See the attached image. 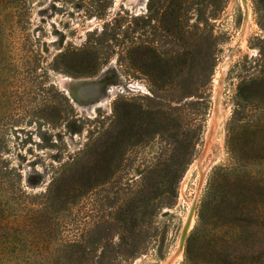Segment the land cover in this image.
Returning <instances> with one entry per match:
<instances>
[{
  "label": "rangeland",
  "instance_id": "374dc122",
  "mask_svg": "<svg viewBox=\"0 0 264 264\" xmlns=\"http://www.w3.org/2000/svg\"><path fill=\"white\" fill-rule=\"evenodd\" d=\"M125 3L0 0V264H264V0Z\"/></svg>",
  "mask_w": 264,
  "mask_h": 264
},
{
  "label": "bare ground",
  "instance_id": "6f19581e",
  "mask_svg": "<svg viewBox=\"0 0 264 264\" xmlns=\"http://www.w3.org/2000/svg\"><path fill=\"white\" fill-rule=\"evenodd\" d=\"M148 0H126V3H125V5H129V6H131V7H133V6H136V7H142V8H144V6H145V3L147 2ZM223 68H222V70L220 71V74L218 75V77L216 78L217 80V83H218V85L219 86H221L222 85V83H223V76H224V74H225V72H226V69H227V64L225 63L223 66H222ZM99 78H86V79H81V80H78L79 82H85V83H91V82H95V81H97ZM62 85V84H61ZM70 85H69V83H67V85H66V88H65V85H64V89H65V91H67L68 92V94L71 96V98H72V102L75 104V106L77 107L78 105H77V103L75 102V100L73 99V97H72V95H71V89H70V87H69ZM99 91V89H97V91H96V93ZM98 94V93H97ZM97 94H95V95H97ZM95 95H89L88 94V96L87 97H92V96H95ZM221 98H222V96H221V87H218V89H217V91H216V100H217V103L219 104L220 103V100H221ZM79 99V98H78ZM80 101V100H79ZM92 106H95V105H92ZM78 108V107H77ZM96 108V106L95 107H93V110ZM81 110V109H80ZM92 113V112H91ZM201 160V159H200ZM199 160V161H200ZM197 161V160H196ZM195 164H196V162H195ZM199 164V163H198ZM189 219H190V217H189ZM193 227V222H192V220L190 219L189 220V222H188V224H187V230H189V229H191ZM182 246V245H181Z\"/></svg>",
  "mask_w": 264,
  "mask_h": 264
},
{
  "label": "water",
  "instance_id": "95a60500",
  "mask_svg": "<svg viewBox=\"0 0 264 264\" xmlns=\"http://www.w3.org/2000/svg\"><path fill=\"white\" fill-rule=\"evenodd\" d=\"M89 87H92L94 92H96L97 89H98V85H97V84H89V85H86V86L83 85V86H81V88H80V95H81V96H85V89H86V88H89Z\"/></svg>",
  "mask_w": 264,
  "mask_h": 264
},
{
  "label": "trees",
  "instance_id": "16d2710c",
  "mask_svg": "<svg viewBox=\"0 0 264 264\" xmlns=\"http://www.w3.org/2000/svg\"><path fill=\"white\" fill-rule=\"evenodd\" d=\"M153 2H154V0H148V1H147V3H148L147 6H148V9H149L150 11H152V9H151L150 6L153 4ZM138 17H139V16L137 15V16H135L134 19H138ZM141 18H143V17H141Z\"/></svg>",
  "mask_w": 264,
  "mask_h": 264
}]
</instances>
